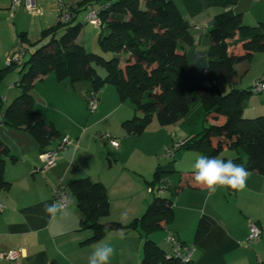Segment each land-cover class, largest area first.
Instances as JSON below:
<instances>
[{
  "label": "crops",
  "instance_id": "1",
  "mask_svg": "<svg viewBox=\"0 0 264 264\" xmlns=\"http://www.w3.org/2000/svg\"><path fill=\"white\" fill-rule=\"evenodd\" d=\"M83 1L36 0L38 12L32 14L24 7L12 11L11 0H0V71L12 67L6 78L11 82L16 80L15 83L19 81L21 64L29 60L27 55L30 57L39 48L35 44L46 30L59 24L60 4L74 7ZM173 1L190 25L193 44L186 48L188 56L206 53L212 45L208 35L210 23L222 9L209 8L190 17L181 0ZM263 4L258 0H240L232 11L242 16L245 25L255 26L264 22ZM96 6L90 5L77 17L79 19L84 14L83 30L77 43L85 49L88 47L84 24H87L88 11ZM91 27L97 30L96 37L99 38L100 29ZM20 34L25 37L20 38ZM22 48L27 51L23 49L25 55L20 64L7 66V60ZM232 51L243 53V44H238ZM234 69L233 87L249 90L264 76V52L253 54L249 61L236 65ZM17 72L19 76H13ZM76 85L72 86L68 81L58 82L50 74L36 83L31 91L35 107L42 108L36 110L44 114L60 134V139L54 141L50 149H56L64 138L72 141V145L59 155L55 166L43 169L39 145L28 132L2 126L0 138L17 161H7L4 178L10 187L0 192L3 206L0 210V253L19 252L20 256L15 261H0V264H88V257L100 242L110 243L116 250L110 264H141L144 240L137 230L123 231V238H120V232H109L101 240L88 243L93 233L82 229L83 216L77 201L71 199L64 213L54 220L45 214V204L54 201L53 191L57 186H65L70 193L72 182L90 178L106 187L110 217L102 223L129 225L139 220L154 200L148 190L158 166L177 172L172 176L175 182L169 178L176 187L179 173L193 172L195 158L205 156L202 151L180 149L184 142L203 130V113L195 114L201 109L204 112L201 103L194 105L175 126L160 127L153 122L141 136H129L123 123L139 115L131 103H122L116 89L107 85L99 93L97 112L87 116L84 98L89 85L81 86L82 98L72 90H79ZM219 87L222 92L220 84ZM231 89L229 85L226 93ZM67 97L73 104L65 101ZM200 105L201 109L198 108ZM244 117H264V95L253 94L248 98ZM99 134L110 135L119 143V148L98 144ZM166 146H178L175 157L178 161L174 165L158 161ZM219 157L239 160L235 163L244 167L247 159L243 149L225 150ZM168 194V199L174 203L173 221L162 231L164 237L151 236V240L166 253L171 251L166 236L173 233L181 243L194 247L193 264H264V176L249 172L246 187L242 190L219 187L211 197L194 181L175 195L173 191ZM122 213H127L126 219ZM201 222L209 229L197 239ZM252 224L262 231V235L256 242L248 244Z\"/></svg>",
  "mask_w": 264,
  "mask_h": 264
},
{
  "label": "trees",
  "instance_id": "2",
  "mask_svg": "<svg viewBox=\"0 0 264 264\" xmlns=\"http://www.w3.org/2000/svg\"><path fill=\"white\" fill-rule=\"evenodd\" d=\"M181 1L190 17L209 8L222 9L210 23L208 35L212 45L206 53L188 56L186 48L193 44L190 25L173 0H143V4L142 0H85L70 7L74 15L71 22H59L46 30L35 44L39 48L21 64L18 81L21 92L5 110L2 126L28 132L41 154L51 151L60 134L44 114L36 111L31 91L36 83L53 74L58 82L68 81L72 86L88 84L86 95L91 91L99 95L105 86H113L120 101L131 103L141 115L123 123L129 136H141L154 119L161 127L175 125L194 105L201 103L205 112L203 130L180 149L202 151L207 157L220 156L225 150L243 149L248 172L264 176V117L245 118V102L253 93L251 88L233 87L235 66L249 61L255 53L264 52V22L245 25L242 16L232 11L240 0ZM106 2L112 6L101 15L98 44L105 53L113 55L109 60L89 53L77 43L83 30V25L76 23L77 17L90 5ZM238 44H243V53L232 51ZM122 54L126 55L125 59L121 58ZM99 66L105 69V77L99 76ZM11 69L0 71V82ZM222 79L232 88L226 94L219 87ZM8 160L16 162L17 158L0 138V192L10 187L4 178ZM176 173L158 166L151 187L170 180ZM179 175L177 186L169 190L174 195L193 182V172ZM69 190L83 216L82 229L93 233L88 243L101 240L109 232L134 229L144 240L141 264H183L168 258L170 252L166 253L151 240L152 235L173 221V200L163 197L168 191L162 196L154 194L153 202L139 220L129 225L118 222L106 225L102 221L110 217V202L104 184L84 178L72 182ZM208 229L201 222L197 239Z\"/></svg>",
  "mask_w": 264,
  "mask_h": 264
},
{
  "label": "built area",
  "instance_id": "3",
  "mask_svg": "<svg viewBox=\"0 0 264 264\" xmlns=\"http://www.w3.org/2000/svg\"><path fill=\"white\" fill-rule=\"evenodd\" d=\"M263 1L264 0H258ZM12 11H16L20 7H24L28 12L35 14L38 12L36 10V0H11ZM112 6L111 2H106L97 5L95 8H92L88 11L86 17V23L100 29L102 26L101 15L103 12L109 10ZM73 10L70 6L65 4H60V22L69 23L73 19ZM25 51L22 49L17 53L12 59L7 60V66H10L13 63L20 64ZM251 91L255 95H264V76L259 78L251 87ZM85 102L87 110L93 114L97 112L99 107V95L97 92L91 91L85 96ZM0 126H2V116L0 115ZM101 143L109 144L114 149L119 148V143L114 140L110 135L99 134L97 137ZM72 145V141L67 137L62 140L60 145L51 151H47L40 155V160L42 161L43 169H49L55 166L58 162L59 155L69 146ZM178 146H166L163 148L162 153L159 156L160 161H171L175 160L176 152ZM175 186L171 183L170 180H162L156 186L149 188V193L162 196L165 192L169 190H174ZM54 200H57L61 196L65 198L66 207L70 205L71 198L68 190L65 186L59 185L54 191ZM0 210H3V206L0 204ZM262 235V231L255 225L250 226V234L248 238V244L256 242ZM166 242L170 246V256L168 258H174L179 260L183 264H193V253L194 247L181 243L173 233H168L166 236ZM20 256L19 252L11 253H0V261H15Z\"/></svg>",
  "mask_w": 264,
  "mask_h": 264
},
{
  "label": "clouds",
  "instance_id": "4",
  "mask_svg": "<svg viewBox=\"0 0 264 264\" xmlns=\"http://www.w3.org/2000/svg\"><path fill=\"white\" fill-rule=\"evenodd\" d=\"M193 181L197 186L207 192V196H213L219 187L232 190H242L246 187L249 177L248 170L242 164H236L232 159H223L219 156L207 157L198 155L192 165ZM66 207L65 198L61 196L51 204H45L44 212L52 220L64 213ZM124 219L127 213H122ZM120 232V238H123ZM115 248L110 243L100 242L88 257V264H110Z\"/></svg>",
  "mask_w": 264,
  "mask_h": 264
},
{
  "label": "rangeland",
  "instance_id": "5",
  "mask_svg": "<svg viewBox=\"0 0 264 264\" xmlns=\"http://www.w3.org/2000/svg\"><path fill=\"white\" fill-rule=\"evenodd\" d=\"M259 2H263V1H259ZM264 3V2H263ZM142 4H143V0H142ZM143 6V5H142ZM263 6H264V4H263ZM83 17H84V14H82L81 15V17L79 18V19H77V21H76V23H82L83 24V22H82V20H83ZM97 31V30H96ZM96 31L93 29V27H91V25H89V24H84V32H85V34H86V43H87V51L89 52V53H92V54H96V55H99V56H102L103 58H106L107 60H109V59H111L112 57H113V55L112 54H108V53H105L102 49H101V47L99 46V44H98V37H96ZM80 39H82V37L80 38ZM81 42V41H80ZM29 58V54L27 55V57H26V59H28ZM121 58L122 59H125L126 58V55H124V54H122L121 55ZM25 59V58H24ZM19 72V71H18ZM18 72L16 73V74H13V76H15V77H17V76H19L18 75ZM97 72H98V74H99V76H101V77H105L106 76V71H105V69L103 68V67H101V66H99L98 68H97ZM1 79V78H0ZM11 79L10 78H5V79H3L1 82H0V115H2V114H4V112H5V110L12 104V102L20 95V89H19V87H18V82L17 83H15L16 82V80H15V82H11L10 81ZM81 85H76V86H79V90L77 91V89L75 88H73L72 90L74 91V92H76V94H78L81 98H82V92H81V86H86V84L85 83H80ZM219 84H220V86H221V89H222V92H223V94L225 93L226 94V89H227V87L229 86V84H228V82L227 81H224L223 79L222 80H220L219 81ZM110 88H114V87H110ZM102 91V90H101ZM65 101L66 102H70V103H72V101L67 97L66 99H65ZM84 102H85V98H84ZM73 104V103H72ZM85 105H86V102L84 103ZM198 108H200L201 109V105L198 107ZM35 109H37V110H39V109H42L41 107H38V106H36L35 107ZM36 110V111H37ZM191 111V110H190ZM85 112H86V114H87V116H90L91 115V113L87 110V106H86V108H85ZM196 112V111H195ZM194 112V113H195ZM199 113H195L196 114V116H199L200 114H201V112L203 113V119H204V117H205V112H203V110L201 109V111H198ZM198 114V115H197ZM140 115V114H139ZM141 116V115H140ZM182 120V119H181ZM181 120L180 121H178L176 124H178V123H180L181 122ZM153 122H155V123H157L158 124V122L154 119V121ZM152 122V123H153ZM151 123V124H152ZM150 124V125H151ZM175 124V125H176ZM159 125V124H158ZM175 125H172V126H175ZM161 127V126H160ZM169 127H171V126H169ZM2 129H3V127L2 126H0V132L2 131ZM96 142H98V144H103V143H101V141L97 138L96 139ZM176 155H177V153H176ZM159 159V158H158ZM158 161H160V160H158ZM178 160H176V158H175V160H171V161H165V162H167V163H163L164 165H168L169 163H171L172 165H174L176 162H177ZM184 173H187V172H184ZM170 178H172V181L173 182H175V179L171 176ZM169 194H168V192L163 196L164 198H169ZM70 198L72 199V202H76V199H75V197H73L72 195L70 196ZM156 234H158V236L161 238V237H164V232H162V231H159V232H156Z\"/></svg>",
  "mask_w": 264,
  "mask_h": 264
}]
</instances>
